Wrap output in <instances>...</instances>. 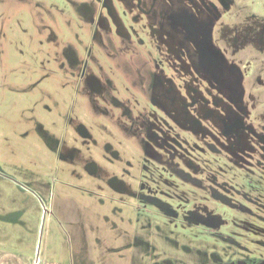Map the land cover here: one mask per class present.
Wrapping results in <instances>:
<instances>
[{
  "label": "rangeland",
  "instance_id": "374dc122",
  "mask_svg": "<svg viewBox=\"0 0 264 264\" xmlns=\"http://www.w3.org/2000/svg\"><path fill=\"white\" fill-rule=\"evenodd\" d=\"M144 1L0 0V264L264 262V144L211 125L218 92L170 54ZM262 24L264 0H233L211 44L264 137V50L235 48ZM143 66L208 111L165 113Z\"/></svg>",
  "mask_w": 264,
  "mask_h": 264
},
{
  "label": "flooded vegetation",
  "instance_id": "af4514ba",
  "mask_svg": "<svg viewBox=\"0 0 264 264\" xmlns=\"http://www.w3.org/2000/svg\"><path fill=\"white\" fill-rule=\"evenodd\" d=\"M232 2L233 0H145L143 5L149 6L141 8H146L143 9L145 13H150L156 19L159 39L164 45L167 44L170 54L183 59L206 87L218 92L213 103L219 113L215 114L211 110L205 115L212 119L211 125L215 129H221L229 138L238 141V144L241 142L242 149H248L252 148L251 144H264V137L254 133L252 127L244 123L247 110L243 104L244 90L239 69L228 65L221 52L211 44L214 21L221 16V11L230 8ZM243 40L245 42L238 41L235 44L236 50L253 44L263 51L264 24L250 29ZM150 70H144L145 79L140 86L146 88L142 89L143 92L148 89V93L143 94L165 113L181 118V113L188 115L208 111V101L196 88H184V94L189 96L184 97L172 79ZM112 99L116 102L114 97ZM147 130L145 132L149 133ZM155 131H159V128Z\"/></svg>",
  "mask_w": 264,
  "mask_h": 264
}]
</instances>
